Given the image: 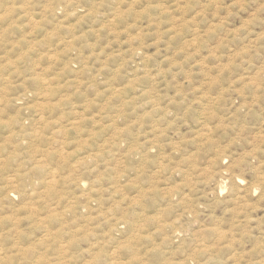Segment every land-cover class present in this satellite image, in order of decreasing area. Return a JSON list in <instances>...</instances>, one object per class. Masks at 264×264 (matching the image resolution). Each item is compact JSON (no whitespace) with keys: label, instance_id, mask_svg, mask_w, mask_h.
Wrapping results in <instances>:
<instances>
[{"label":"rangeland","instance_id":"obj_1","mask_svg":"<svg viewBox=\"0 0 264 264\" xmlns=\"http://www.w3.org/2000/svg\"><path fill=\"white\" fill-rule=\"evenodd\" d=\"M263 85L264 0H0V264H264Z\"/></svg>","mask_w":264,"mask_h":264},{"label":"bare ground","instance_id":"obj_2","mask_svg":"<svg viewBox=\"0 0 264 264\" xmlns=\"http://www.w3.org/2000/svg\"><path fill=\"white\" fill-rule=\"evenodd\" d=\"M217 16H218V15H217ZM220 17H221V15H220ZM195 32H196V31H195ZM196 34H198V33H196ZM199 34H200V32H199ZM189 36H190V35H189ZM195 36H196V35H195ZM191 37H192V36H191ZM189 38H190V37H189ZM192 38H193V37H192ZM198 38H199V37H198ZM218 39H219V38H218ZM221 39H222V38H221ZM221 39H220V40H221ZM203 40H204V39H203ZM201 41H202V40H201ZM194 42H195V41H194ZM217 42H220V41L217 40ZM217 42H216V43H217ZM189 43H190V42H189ZM201 44H202V42H201ZM217 44H218V43H217ZM221 44H222V42H221ZM190 47H191V46H190ZM201 47H203V46H201ZM206 47H207V46H206ZM216 47H217V46H216ZM192 48H193V47H192ZM233 52H235V51H233ZM233 52H232V53H233ZM235 53H236V52H235ZM228 57H229V56H228ZM221 60H222V59H221ZM228 60H229V58H228ZM228 60H226V61H228ZM228 62H229V61H228ZM221 63H222V62H221ZM218 64H219V63H218ZM222 64H223V63H222ZM222 64H221V65H222ZM224 65H225V67H226V62H225ZM217 67H218V65H217ZM222 67H223V66H222ZM256 67H257V65H256ZM217 69H218V68H217ZM217 69H216V70H217ZM240 69H241L240 72H241V71H242V72L244 71V70H242V67H241ZM255 69H256V68H255ZM255 69H254V70H255ZM220 70H221V69H220ZM246 70H247V69H246ZM254 70L252 69V72H251V73H253ZM242 72H241V73H242ZM222 73H223V71H222ZM248 73H249V72H247V75H248ZM251 73H249V75H250ZM245 74H246V73H245ZM253 74H254V73H253ZM253 74H251V75H253ZM257 74H259V73H257ZM220 75H221V74H220ZM238 75H239V74H238ZM243 75H244V74H243ZM249 75H248V76H249ZM222 76H223V75H222ZM240 76H241V75H240ZM255 76H256V75H255ZM258 76H260V75H258ZM233 77H238V76L236 75V76H233ZM242 77H244V76H241L240 79H241ZM222 78H223V77H222ZM258 78H259V77H258ZM240 79H239V80H240ZM245 79H246V78H245ZM230 80H231V77H230ZM235 80H236V79H235ZM225 81H226V80H225ZM240 81H241V80H240ZM245 81H246V80H245ZM213 82H214V81H213ZM231 82H232V81H231ZM227 83H228V81H227ZM227 83H226V85L229 84V83H228V84H227ZM243 83H244V82H243ZM243 83H242V84H243ZM245 83H246V82H245ZM260 83H262V82H260ZM219 85H220V84H219ZM223 85H225V84H223ZM256 85H257V84H255V86H256ZM258 85H259V83H258ZM261 85H262V84H261ZM209 86H210V85H209ZM229 86H230V84H229ZM245 86H246V85H245ZM263 86H264V85H263ZM263 86H262V87H263ZM215 87H218V85L214 86V88H215ZM235 87H236V86H235ZM218 88H220V87H218ZM237 88H239V86H238ZM259 88H261L260 85H259ZM215 89H216V88H215ZM233 89H234V88H233ZM235 89H236V88H235ZM250 89H252V88H250L249 85H248V92H249ZM255 89L257 90V88H255ZM262 89H263V88H262ZM212 90H213V89H212ZM212 90H211L210 92H212ZM252 90H253V89H252ZM256 90H255V91H256ZM258 90H259V89H258ZM221 91H222V90H220V92H221ZM236 91H237V93H238V90H237V89H236ZM242 91H243V89H242ZM215 92H216V91H215ZM215 92H212V93L216 94ZM217 92H218V90H217ZM240 92H241V91H240ZM250 92H251V90H250ZM250 92H249V93H250ZM253 92H254V91H253ZM257 92H258V91H257ZM212 93H211V94H212ZM209 94H210V93H208V94L206 93V95H209ZM214 94H213V95H214ZM226 94H227V93H226ZM230 94H231V93H230ZM251 94H252V96H253V93H251ZM251 94H250V95H251ZM254 94H255V93H254ZM260 94H261V93H260ZM262 94L264 95V93H262ZM217 95H218V94H217ZM227 95H228V94H227ZM239 95H241V94H239ZM243 95H246V94H243ZM243 95H242V96H243ZM209 96H211V95H209ZM221 96H222V95H221ZM225 96H226V95H225ZM237 96H238V95H237ZM252 96H251V97H252ZM255 96H256V95H255ZM260 96H261V95H260ZM260 96H259V97H260ZM213 97H215V96H213ZM229 97H230V95H229ZM235 97H236V96H235ZM203 98H204V97H203ZM210 98H211V97H210ZM255 98H256V97H255ZM233 99H234V98H233ZM233 99H232V100H233ZM245 99H246V98H245ZM249 99H250V98H249ZM249 99H248V100H249ZM251 99H252V98H251ZM200 100L203 101L202 98H201ZM241 100H242V99H241ZM246 100H247V99H246ZM248 100H247V101H248ZM256 100H257V99H256ZM256 100H254V101H256ZM249 101H250V100H249ZM239 102H240V101H239ZM203 103H205V102L203 101ZM218 103H219V102H218ZM223 103H224V102H223ZM245 103H246V102H245ZM251 103H253V102H251ZM259 103H260V100H259ZM205 104H206V103H205ZM231 104L233 105V103H231ZM231 104H230V107H231ZM238 104H239V103H238ZM248 104H249V102H248ZM219 105H220V103H219ZM225 105H226V104H225ZM225 105H224V106H225ZM249 105H250V104H249ZM260 105H261V104H260ZM217 106H218V105H217ZM240 106H241V105H240ZM202 107H203V106H202ZM219 107H221V106H219ZM222 107H223V106H222ZM225 107H226V106H225ZM236 107H237V106H236ZM242 107H243V106H242ZM244 108H245V107H244ZM246 108H247V107H246ZM204 109H205V108H204ZM248 109H249V108H248ZM248 109H247V110H248ZM43 167H44V166H43ZM39 170H40V169H39ZM41 171H42V170H41ZM41 174H42V173H41ZM52 180H53V179H52ZM53 182H54V181H53ZM222 231H223V230H222ZM219 234H220V233H219ZM221 234H222V232H221ZM219 236H220V235H219ZM220 238H221V237H220ZM225 239H226V238H225ZM225 239H221V240L223 241V240H225ZM220 242H221V241H220Z\"/></svg>","mask_w":264,"mask_h":264}]
</instances>
